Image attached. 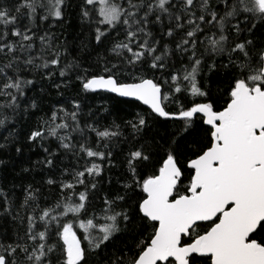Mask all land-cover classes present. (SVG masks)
<instances>
[{
  "label": "snow or ice",
  "instance_id": "6c2138e0",
  "mask_svg": "<svg viewBox=\"0 0 264 264\" xmlns=\"http://www.w3.org/2000/svg\"><path fill=\"white\" fill-rule=\"evenodd\" d=\"M0 264H264V0H0Z\"/></svg>",
  "mask_w": 264,
  "mask_h": 264
},
{
  "label": "trees",
  "instance_id": "16d2710c",
  "mask_svg": "<svg viewBox=\"0 0 264 264\" xmlns=\"http://www.w3.org/2000/svg\"><path fill=\"white\" fill-rule=\"evenodd\" d=\"M32 158H33V159H36V157H35V156H33Z\"/></svg>",
  "mask_w": 264,
  "mask_h": 264
}]
</instances>
